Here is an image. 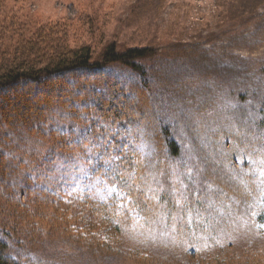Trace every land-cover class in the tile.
I'll return each mask as SVG.
<instances>
[{"label":"trees","instance_id":"trees-1","mask_svg":"<svg viewBox=\"0 0 264 264\" xmlns=\"http://www.w3.org/2000/svg\"><path fill=\"white\" fill-rule=\"evenodd\" d=\"M253 1L232 18L255 19L264 0ZM26 29L17 16L0 21V264H51L33 257L57 236L93 247L149 231L154 246L165 239L176 250L202 252L201 238L257 230L264 203L253 164L264 163V58L193 43L162 59L157 48L115 42L95 57L91 44L70 42L66 23L27 37ZM243 38L235 34L228 44ZM224 97L228 122L207 131L191 106L201 113ZM210 135L236 146L210 150L207 161ZM52 150V158L76 157L56 176L45 155ZM239 155L253 161L248 172L232 166Z\"/></svg>","mask_w":264,"mask_h":264},{"label":"rangeland","instance_id":"rangeland-1","mask_svg":"<svg viewBox=\"0 0 264 264\" xmlns=\"http://www.w3.org/2000/svg\"><path fill=\"white\" fill-rule=\"evenodd\" d=\"M244 2L245 0H0V21L6 17L17 16L27 26L25 37L44 24L66 23L70 42L91 44L95 57L100 55L109 42L123 47L151 46L157 48V57L162 59L170 58L171 54L168 53L176 49L177 44L198 43L199 48L216 54H224L230 50L242 57L259 60L264 58V3L256 5L255 19L241 22L240 18H232V15H240L245 8H251L249 4L254 1L246 0L248 5ZM223 30L228 31L214 41L207 40L208 34L225 32ZM235 34H241L245 38L235 43L236 45L229 46L228 40ZM18 38L20 34L9 40V44L17 42ZM227 60L229 62V58ZM155 67L161 68L159 65L153 68ZM117 68L124 71L121 65H117ZM167 72L170 73L171 70ZM187 85L190 83L185 81L184 86ZM189 100L194 104L193 99ZM225 102L224 97L218 100L217 107H207L199 113L195 106H191V111L197 121H203L205 129L211 132V127L228 122ZM200 137L203 139L202 133ZM214 139L213 137L211 141L213 143L207 144V148L204 147L207 158H211L210 150L217 147L220 152H226L236 146L230 141L219 145ZM193 141L194 152L200 154L197 142L194 139ZM91 145L90 143L87 147L90 156L94 152ZM53 154L54 150L45 155L49 159ZM212 157H215L214 154ZM75 158L61 154L52 158L53 161L50 159L48 170L53 172L52 176H56L68 163L72 164ZM209 158L207 161L211 162ZM252 162L239 155L232 162V166L248 172L250 168H246ZM78 164L87 166L86 157L79 156ZM93 170L94 168H88L86 174L97 184V177L92 176ZM253 170L260 188L258 201L264 203V163L258 166L253 164ZM61 184L62 182L55 184L51 189L56 190ZM33 189L37 190V185H33L31 190ZM255 218L259 219L258 216ZM204 226L209 230L208 225ZM256 228L254 232L233 231L228 236H225L228 233L225 232L221 237L208 236L205 240L198 237L202 252L193 249L187 252V248L185 251L176 250V244L164 241L165 239L162 241L164 247L154 246L151 244L154 233L149 231V235L133 232L122 235L119 242L92 244L93 247H89L83 239L57 236L49 238L41 248L42 251L33 258H41L51 264H264V217L257 221ZM167 234L170 235L169 232Z\"/></svg>","mask_w":264,"mask_h":264}]
</instances>
